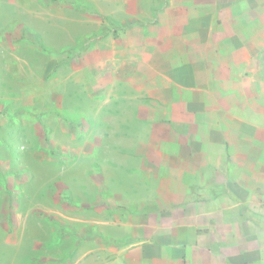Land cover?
<instances>
[{"label": "crops", "instance_id": "1", "mask_svg": "<svg viewBox=\"0 0 264 264\" xmlns=\"http://www.w3.org/2000/svg\"><path fill=\"white\" fill-rule=\"evenodd\" d=\"M91 2L125 26L94 147L115 263L264 264V0Z\"/></svg>", "mask_w": 264, "mask_h": 264}, {"label": "rangeland", "instance_id": "2", "mask_svg": "<svg viewBox=\"0 0 264 264\" xmlns=\"http://www.w3.org/2000/svg\"><path fill=\"white\" fill-rule=\"evenodd\" d=\"M94 10L109 16L91 0H0V264H116L92 196L125 26Z\"/></svg>", "mask_w": 264, "mask_h": 264}, {"label": "trees", "instance_id": "3", "mask_svg": "<svg viewBox=\"0 0 264 264\" xmlns=\"http://www.w3.org/2000/svg\"><path fill=\"white\" fill-rule=\"evenodd\" d=\"M94 13H95V14H98V15L101 16L103 19H106V20L111 21V22L119 23V21L115 20V19L112 18L111 16L104 15V14L100 13V12L97 11V10H94ZM115 36H117V35L115 34ZM42 48H43L45 51H50V50H51V48H50L49 46L45 45L44 43H42Z\"/></svg>", "mask_w": 264, "mask_h": 264}]
</instances>
